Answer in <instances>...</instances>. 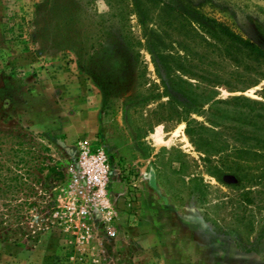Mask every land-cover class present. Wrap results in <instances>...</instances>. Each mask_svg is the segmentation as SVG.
<instances>
[{
    "label": "rangeland",
    "instance_id": "1",
    "mask_svg": "<svg viewBox=\"0 0 264 264\" xmlns=\"http://www.w3.org/2000/svg\"><path fill=\"white\" fill-rule=\"evenodd\" d=\"M200 13L264 50V0H0V264H264V154L226 168L228 130L225 152L198 150L147 47L156 31L217 79L171 72L204 97L264 103V66L233 62ZM211 102L187 119L210 128ZM81 146L110 157L104 206L74 177Z\"/></svg>",
    "mask_w": 264,
    "mask_h": 264
},
{
    "label": "trees",
    "instance_id": "2",
    "mask_svg": "<svg viewBox=\"0 0 264 264\" xmlns=\"http://www.w3.org/2000/svg\"><path fill=\"white\" fill-rule=\"evenodd\" d=\"M137 13L140 16L142 11L138 10ZM196 22L203 32L209 34L217 43L223 44L225 51L228 52L227 54L237 65L250 61L255 66H264V50L231 31L224 23L208 18L201 13L197 16ZM147 47L158 74H161V70L165 74V77H162V81L165 85L166 93L171 95L173 92H179L184 98L182 105L185 112V115H183L184 120H186L185 132L198 150L203 151L207 157L211 154L225 152L229 149V145L226 141L220 139V135L222 131L228 130L237 134L234 140L238 144L232 148L233 161H230L231 163H227L225 160L222 162L224 166L226 165V168L238 170L243 166L242 161L245 162L250 157L259 156V153L264 154V103L262 101L245 96H234L228 99H214V96L204 97L202 94L192 90V84L187 80L181 79V77L172 79L170 77L171 72L179 71L181 74L197 76L201 79V82H206L207 84L218 83L217 79L189 71L190 69L186 66L182 57L166 51L165 48L167 46L156 31H152L147 41ZM94 76L103 92V101L106 105L107 91L105 82L97 75ZM261 78L264 79V74L261 75ZM211 100L207 115V120L211 124L210 128L203 125H195L193 119H187V112H199L200 108ZM245 126H250L252 133H256V135H242ZM216 127L221 130L216 131L214 129ZM47 170V182L57 181L63 177L62 172L55 166L47 167Z\"/></svg>",
    "mask_w": 264,
    "mask_h": 264
},
{
    "label": "built area",
    "instance_id": "3",
    "mask_svg": "<svg viewBox=\"0 0 264 264\" xmlns=\"http://www.w3.org/2000/svg\"><path fill=\"white\" fill-rule=\"evenodd\" d=\"M73 172L80 191L92 201L104 206L113 178L109 155L103 149L81 146Z\"/></svg>",
    "mask_w": 264,
    "mask_h": 264
},
{
    "label": "bare ground",
    "instance_id": "4",
    "mask_svg": "<svg viewBox=\"0 0 264 264\" xmlns=\"http://www.w3.org/2000/svg\"><path fill=\"white\" fill-rule=\"evenodd\" d=\"M153 139L155 142H160L161 138L159 136V129H156L155 133L153 134Z\"/></svg>",
    "mask_w": 264,
    "mask_h": 264
}]
</instances>
